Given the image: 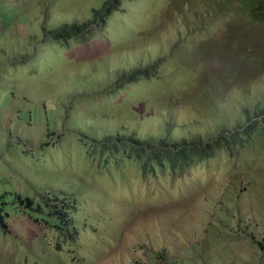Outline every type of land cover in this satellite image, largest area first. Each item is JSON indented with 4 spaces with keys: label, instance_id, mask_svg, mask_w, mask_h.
Here are the masks:
<instances>
[{
    "label": "rangeland",
    "instance_id": "obj_1",
    "mask_svg": "<svg viewBox=\"0 0 264 264\" xmlns=\"http://www.w3.org/2000/svg\"><path fill=\"white\" fill-rule=\"evenodd\" d=\"M11 1L0 0V221L7 225L6 230L0 229V264H264V150L261 155L253 142L240 149L242 141L232 138L230 152L219 153L212 159L213 165L204 164L202 157L190 158L196 142L169 148L154 140L158 132L142 125L153 122V116L161 127L172 121V97L157 91L156 80L170 81L171 77L175 81V72L198 75L202 65L204 72L215 78L220 75V90L224 93L240 87L252 93L264 91V18L256 17L264 13V0H250V21L239 9L240 3L248 7V0H230L233 15L225 10L229 0H215V8L221 12L219 19L215 20V15L206 17L191 30L186 19L195 13L194 6H206L205 0H137L136 7L123 17L124 25L117 26L113 33L114 39L126 41V47L114 46L108 57L110 49L95 58L82 41H77L86 56L83 59L81 50V55L73 56L80 63L76 71L96 61L113 69L116 59L120 66L137 70L155 56L154 47L146 43L148 38H160L164 45L171 43L170 64L148 74L144 79L147 82L133 88L137 91L133 94L106 93L112 85L109 78L106 88L90 92L86 75L66 77L62 70L58 80L50 75L40 80L39 76H25L22 71L30 67L36 74L33 67L37 58L51 55L49 46H44H55L56 38L65 35L66 31L56 30L73 19H84L90 8L82 4L70 7L71 1L67 0L63 10H52L48 24L42 15L51 0H17L18 12L9 7ZM168 11L178 18L170 29L164 28L174 22ZM157 13L167 18L159 19L162 23L155 30ZM221 17L226 20L223 22ZM233 23L234 32L228 31ZM183 24L187 29H178ZM215 37L221 47L239 44L233 54L236 62H241L224 59L221 64L219 52L212 48ZM186 44L191 48L202 46L198 58L192 49L194 61L181 58L179 48ZM232 70L234 79L229 83L227 76ZM10 71L16 73L4 78ZM114 71L101 74L112 75ZM183 80L172 92L180 99L173 106L184 109L190 105L180 115L198 116L191 120L177 116L172 130H192L191 126L197 125L195 133L205 135L207 143L218 136L217 140L227 143L228 128L214 134L210 124L215 120L200 110L204 99H195L193 85ZM137 82L129 80L131 84ZM144 87L150 92L138 91ZM2 94L11 100L5 102ZM139 95L142 97L137 99ZM99 99L104 103L96 104ZM115 103H138L135 109L140 116L120 111L119 106L113 109ZM77 105L88 108L85 120H80ZM18 109L27 111L18 115L13 112ZM238 126L231 125L230 131ZM133 132L139 134L138 142L130 137ZM162 139L169 144L180 141L167 133ZM259 145L264 147V138ZM158 146H162L161 153ZM111 147L135 148L130 151L133 158L154 150L159 154L156 162H162V158L189 161L184 167L164 173L155 166L157 177L166 183L158 190L152 186L155 174L147 182L135 177L145 174L144 162L138 164L141 170L134 171L129 161L120 157L121 152L105 155L103 150ZM110 157H120V161L106 163ZM18 195L34 198L43 213L30 214L18 204ZM64 198L68 199V220L73 222L71 231L57 220L59 216L46 214L51 206H61Z\"/></svg>",
    "mask_w": 264,
    "mask_h": 264
},
{
    "label": "flooded vegetation",
    "instance_id": "obj_2",
    "mask_svg": "<svg viewBox=\"0 0 264 264\" xmlns=\"http://www.w3.org/2000/svg\"><path fill=\"white\" fill-rule=\"evenodd\" d=\"M22 1V0H21ZM67 0H51L49 3L48 9L44 12L42 15V18L44 19L45 23L50 22L52 10H63L66 6L64 3ZM71 1L70 7L78 8V6L85 5L90 8V11L88 12V15L85 16L84 19H73L70 22H66L63 25H61L56 31H66L65 35L59 36L60 38H56L55 46L51 45V55L47 56V58L44 56L42 58H37V65H35L36 75L39 76L41 79L43 76H53L54 79L57 80L62 77L60 74V71H63V75L66 77H82L86 75L85 79L89 82L90 92H97L100 91L102 88H106L107 79H110L111 86L107 89H105L106 93L109 94H122L124 92L126 93H134L133 88H136L140 86V84H143L147 82V80H144L148 74L160 69L163 67H166L171 62L172 58V47L171 43L164 45L161 44L160 38L154 39V41H151L150 38L146 41V43L151 44L155 49V56L151 59V62L148 63L146 67L139 68L137 70H130L128 67H122L118 64V59L114 61V67L113 69L108 67V65L104 64L102 61H96L93 65L87 68H83L81 71H76L79 62H77L73 56L81 55L80 51L82 52L83 59L85 58L86 54L82 50V47L80 44L77 43V41H82L85 46L87 47L88 53L91 57H101L103 54H105L109 49L112 50L107 53V57L110 53H113L114 46H118L120 48H124L127 46L126 41H122L120 39H114L113 33L117 26L124 25L123 17L129 13L134 7H136L137 0H69ZM171 1V0H170ZM206 1V0H205ZM17 2V0H16ZM18 4V3H16ZM231 4V1L229 0L226 6V9L230 14L233 15L234 12L229 9V6ZM186 7V6H185ZM251 2L248 0V7H245L243 3H240L239 9L241 12L249 19L250 18V12H251ZM213 9H216L212 4L210 5L206 1V6H194V14H191L187 17L186 22L189 26V30L192 29V25H195L198 23V21H202L204 19H207L206 17H211L215 15V20H218L217 17L221 12H218L217 14L213 12ZM218 11V10H217ZM224 11V10H223ZM159 13V12H158ZM154 15V21L153 26L154 29L157 30L159 27V24L162 23L164 19L167 18V16H160ZM171 14V19L174 22H169L164 28L170 29L175 27V21H177V17L175 13H172L171 11H168L167 14ZM122 17V20L120 19ZM217 17V18H216ZM159 19H162V21H158ZM221 20L224 22L226 20L225 17H221ZM214 25L216 27H220L218 22H214ZM158 26V27H157ZM222 26H224L222 24ZM234 26L235 24H231L228 27V31L234 32ZM46 26H44L45 28ZM135 28V27H134ZM133 28V29H134ZM178 29H187L186 24L181 25ZM166 32V31H165ZM219 37V35H218ZM218 37L212 38L211 42L215 43L212 48L214 50H217L219 52V55L221 57L220 63L222 64L224 59H228L230 63H240L236 62V58L233 54L234 47L237 46L240 48L239 44H229L227 46L221 47L219 45V42L217 40ZM133 38V37H132ZM174 40V39H172ZM210 43V41H209ZM208 43V44H209ZM207 44V45H208ZM137 45V44H136ZM195 52V55L199 56V51H201L202 46L200 48H197L196 46L191 48L189 45H184L183 47L179 48L180 54L182 55L181 58L184 61L191 62L195 60V57L193 55V51ZM219 61V60H218ZM45 62V64H48L46 67H41L40 63ZM69 66V67H68ZM67 67V68H66ZM62 68V69H61ZM80 68V67H79ZM121 68H126L122 71V74L119 73V70ZM239 68V66H238ZM114 69L117 71L115 74L107 75V74H101L104 73H114ZM183 69L187 70L184 66ZM70 70V71H69ZM26 71V70H25ZM75 74V75H74ZM101 74V75H100ZM177 78L175 81L164 79L156 80L158 83L157 91H161L163 93H168L172 97V105L169 108V113H172L170 116L172 118V121L177 116L186 117L191 120L193 116H198L194 114H184L180 115L183 110L187 109L189 106L185 107L184 109L173 106V104H176L178 97H176L172 92L176 90V88L180 87L177 83L183 81H188L191 84L194 83L193 80H199V83L196 87H193V91L195 92V96L197 100L202 101L204 99V102H201L203 105L200 110L203 111V113L207 116H211L212 121L215 120V122H209L210 125L213 126L212 131H214V134L216 131H220L222 129L228 128V132L226 133L229 137L227 143H223L221 140H217L215 138L211 142L207 143L206 136L201 134H196L194 129L198 128L197 125H192L191 129H182L177 130L176 128H173L172 130V121L169 119V122L164 123L165 126L161 127V122H159L158 118L153 116V122H146L143 123V127H150L148 131H156L158 132L154 136V140L156 142H164V146L169 148H175L179 149L183 147L184 145L188 144V142H196V146H194L193 155L190 158H211V157H217L219 153H228L231 151V145L232 142L230 141L232 138L234 140L240 139L242 142L238 145V148L245 149L247 148L248 144L255 143L254 148L256 151H259V153L262 155V152L264 150V147H261L259 145V142H261L264 138V91L261 89L257 90L256 92H251L250 89H245L244 87H240V90H234L231 93H224L220 90L222 88L221 85V78L220 75L218 78L213 77L212 73L204 72V68L201 65L198 75H192L191 72H188L187 74H181L179 72H175ZM74 75V76H73ZM234 71L232 70L230 72V75L227 76L229 79V83H233L234 79ZM263 79L264 75L262 74ZM129 80H137L138 82L136 84L129 83ZM168 83L169 86L166 87L164 84ZM206 84H211L212 87L203 90V86ZM141 89H146V92H150L147 87L140 88L138 91L140 92ZM146 92H143L142 94H145ZM188 94V92L185 94V96ZM189 94H191L189 92ZM5 95V94H2ZM142 96H138L137 99ZM258 99L257 103H254V100ZM107 101V100H106ZM109 102V101H107ZM86 104H91V101H86ZM104 103L102 99H99L96 101V104ZM116 105L112 108L117 110V107L119 106L120 111L126 110L131 111L135 117H139L140 113L135 109V106H131L130 104L121 105L119 103H115ZM106 105V104H105ZM126 106H130L132 110L128 109ZM78 114H80V120L81 117H83V120H85V114L88 111V108H83L80 105L76 106ZM136 110V111H135ZM148 110V109H147ZM150 118V117H149ZM238 119V120H237ZM239 124L238 128H234L233 131H230L231 125ZM209 125V126H210ZM203 127H206L203 126ZM216 127V129H214ZM201 128V127H199ZM137 130V129H136ZM176 131L181 132V135H177ZM211 131V132H212ZM236 132L235 135L231 136L232 132ZM164 133H167V135H171L172 137L180 139L176 144H169L166 140L162 139V135ZM208 134L210 132H207ZM64 136V134H61ZM138 135L135 132L130 134V137L134 138L136 142H138ZM214 136V135H213ZM206 143V144H205ZM213 145L212 152L209 154V146ZM148 147V145H144ZM160 147H156L158 149V153L160 152ZM214 148H220L221 151L213 152ZM105 155H109L111 153H118L121 152L120 157H124L129 161L128 165L130 168L134 171L141 170V167L139 166L141 163L144 162L145 164V174L141 175L138 174L135 177L138 180L141 179H147L153 178V175L155 174V179L153 180L152 186H157L158 190H161L160 188H164L166 186V183L161 179V177H157V170H155V166H158L162 173L169 171L170 169H175L177 167H184L186 164H188V159H182V160H171L167 161L164 160L162 157V162H156L155 156L159 155L154 150H151L150 153V159L149 160H143L142 154H140V157L133 158L132 152L127 150H117L116 152H108L106 150H103ZM208 153V154H207ZM212 153H215L213 156L209 157ZM138 154V156H139ZM120 157L115 160L113 157H110V162L112 161H120ZM145 157V156H143ZM215 157V158H216ZM101 157H99L100 159ZM207 158V159H208ZM103 163V162H101ZM209 163V159L205 160L204 164ZM139 164V165H138ZM109 166V165H108ZM172 167V168H171ZM179 170V169H176ZM152 175V176H151ZM57 219V218H56Z\"/></svg>",
    "mask_w": 264,
    "mask_h": 264
},
{
    "label": "trees",
    "instance_id": "obj_3",
    "mask_svg": "<svg viewBox=\"0 0 264 264\" xmlns=\"http://www.w3.org/2000/svg\"><path fill=\"white\" fill-rule=\"evenodd\" d=\"M206 1L210 5L212 4L215 7V0H206ZM16 3H17L16 0H12L10 2V4H9V7L12 9V11H13V9H15L16 12H18L17 9H19L18 7L20 5L18 7H15L16 6ZM213 12L217 14L219 12V10L217 11L216 9H213ZM9 20H10V23L9 24H11V18H9ZM26 20H29V17H27ZM143 36H148V35H143ZM46 46H49V48H50L51 45H45L44 47H46ZM40 64H41L40 65L41 67H46L48 65V64H45V62H41ZM31 69L32 68L30 67L29 69H26V71L23 70L22 72H24L25 76H27L29 79H34L35 77H37V75L36 74H33V72L31 71ZM14 72L16 73V71H10V73H6L5 75H3V77L4 78H7L9 76V74H15ZM38 79L40 80V78H38ZM193 81H194V83L192 85H193V87H196L198 85V83H199V80H193ZM211 87H212L211 84H206V85L203 86V90H207V89H209ZM8 99H10V96H9ZM213 147H214L213 145L209 146V151H210V152H208L209 154L212 152ZM105 150L109 154L110 152H116L117 150H120V149H118V148H112L111 147V148H106ZM131 150H135V148H129L128 149V151H131ZM220 151H221L220 148H214V151L213 152H218L219 153ZM214 154L215 153H212L209 157L213 156ZM143 156H145V157H143ZM215 157H211V158L206 157V158H204V160H208L209 159V163L211 165H213L212 159H214ZM142 159L143 160H149L150 159L149 152H144V155H142ZM95 165H98V164H95ZM56 199H57V201H59V198L58 197H56ZM17 200H18V204L21 207H23L26 211H28L30 214H32L30 211H32V212H38V213H43V209H42L41 205L38 204L37 201L34 198H32V197L23 198L21 195H18L17 196ZM62 200H63V203H61V206L60 205H56L55 207L53 206V208L51 206V208L48 210V213H46V212L45 213L48 214L51 218L53 216H59V219H57V220L59 222L66 223V227L70 228V231H71V228L73 227V222L71 220H68V217H67L68 216L67 215L68 209H67L66 203H67L68 199L67 198H64ZM6 227H7L6 223H2L0 221V229L6 230ZM62 230H64V228H62ZM136 264H140V263L137 262Z\"/></svg>",
    "mask_w": 264,
    "mask_h": 264
},
{
    "label": "clouds",
    "instance_id": "obj_4",
    "mask_svg": "<svg viewBox=\"0 0 264 264\" xmlns=\"http://www.w3.org/2000/svg\"><path fill=\"white\" fill-rule=\"evenodd\" d=\"M250 1V0H249ZM251 2V1H250ZM21 3H23V0L21 1ZM251 5H253L252 3H251ZM256 17H258V19L259 20H262L263 18H264V13H262V14H260V15H258V16H256ZM35 63H36V61H35ZM34 69H35V66L33 67ZM5 99V102H7V101H10L11 99H8L9 98V96L7 95V94H5V95H2V99ZM1 101V100H0ZM26 111L27 110H23V109H18L17 111H15V110H13V112L15 113V114H23V113H26ZM29 114V113H28ZM33 119L31 118V121H32ZM65 230V229H64Z\"/></svg>",
    "mask_w": 264,
    "mask_h": 264
},
{
    "label": "crops",
    "instance_id": "obj_5",
    "mask_svg": "<svg viewBox=\"0 0 264 264\" xmlns=\"http://www.w3.org/2000/svg\"><path fill=\"white\" fill-rule=\"evenodd\" d=\"M182 252V251H181ZM144 262V261H143ZM143 262H141L142 264H144ZM137 263V262H136Z\"/></svg>",
    "mask_w": 264,
    "mask_h": 264
}]
</instances>
